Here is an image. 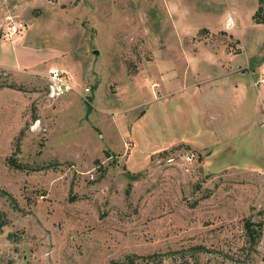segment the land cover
<instances>
[{"label": "rangeland", "instance_id": "rangeland-1", "mask_svg": "<svg viewBox=\"0 0 264 264\" xmlns=\"http://www.w3.org/2000/svg\"><path fill=\"white\" fill-rule=\"evenodd\" d=\"M257 8L0 0V264H264Z\"/></svg>", "mask_w": 264, "mask_h": 264}, {"label": "built area", "instance_id": "built-area-1", "mask_svg": "<svg viewBox=\"0 0 264 264\" xmlns=\"http://www.w3.org/2000/svg\"><path fill=\"white\" fill-rule=\"evenodd\" d=\"M13 34H15V28H13V31L11 32ZM47 79L49 80V84H50V90L51 92H55V90H57L56 92H63V90L65 89H69V86L67 85L66 82L63 81V72L61 70H58L56 68H51L48 70L47 72ZM261 82H263L262 80H260ZM259 83V82H258ZM255 86H258L256 83H254ZM85 91L87 92L88 89H85ZM261 126L264 129V104H261Z\"/></svg>", "mask_w": 264, "mask_h": 264}, {"label": "trees", "instance_id": "trees-1", "mask_svg": "<svg viewBox=\"0 0 264 264\" xmlns=\"http://www.w3.org/2000/svg\"><path fill=\"white\" fill-rule=\"evenodd\" d=\"M252 19L256 24H264V0H258V8L253 14ZM248 231L251 237V241L254 242L257 236H254L252 235V233H250V228H248ZM118 264H137V263L135 262L134 258H126L125 262Z\"/></svg>", "mask_w": 264, "mask_h": 264}, {"label": "crops", "instance_id": "crops-1", "mask_svg": "<svg viewBox=\"0 0 264 264\" xmlns=\"http://www.w3.org/2000/svg\"><path fill=\"white\" fill-rule=\"evenodd\" d=\"M239 85L243 86L241 83H240ZM237 91H239V89H237ZM237 93H238V92H237ZM259 93H260V92H259ZM259 93H258V95H259ZM259 96H260V98L262 99V103H264V90L261 91V94H260ZM260 118H261V116L259 117V121H258V123H256V124H258V125H259L260 120H261ZM254 123H255V122H254ZM256 124H254V127H255Z\"/></svg>", "mask_w": 264, "mask_h": 264}]
</instances>
